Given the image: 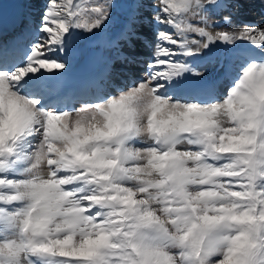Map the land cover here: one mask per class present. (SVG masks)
Here are the masks:
<instances>
[{"label": "snow or ice", "instance_id": "obj_1", "mask_svg": "<svg viewBox=\"0 0 264 264\" xmlns=\"http://www.w3.org/2000/svg\"><path fill=\"white\" fill-rule=\"evenodd\" d=\"M159 4L0 13V264H264V28L215 30L239 0Z\"/></svg>", "mask_w": 264, "mask_h": 264}, {"label": "bare ground", "instance_id": "obj_2", "mask_svg": "<svg viewBox=\"0 0 264 264\" xmlns=\"http://www.w3.org/2000/svg\"><path fill=\"white\" fill-rule=\"evenodd\" d=\"M239 2L241 4V6L243 8L246 7V9H243L242 7H240L237 10L236 13H238L242 9V10H244V11L246 10L248 13L254 15L256 9L259 7V5L256 4L257 6L255 5V8H256L255 11L253 13H251L250 10L247 7V6H250V5H248V0H239ZM47 3L48 2H46V0L35 2L34 4H30L29 0H0V13H2V22L3 23H8L9 25H11L15 21L22 20V19L26 18L29 21L33 22V23H38L37 19L40 17L42 10H43V8L45 7V5ZM117 3H118V0H117ZM261 3H262V5H264V2L261 1ZM159 6H155V9L157 7H159ZM152 8H154V7H152ZM118 9L116 10V15L114 16L113 23H112V25L110 26V29H109L110 33H113V34L119 30V28L123 24V21L125 20V19L122 20L121 16L118 17V15L121 14V12H122V9H119V10ZM259 10L264 11V8H259ZM148 12H150V10L146 11V14H148ZM258 14L261 17H263L262 14H261V11H259ZM258 14L256 13L255 15H258ZM36 15H39V16H36ZM250 17H251V15H250ZM151 21H152V18H151ZM243 21H245L246 23L252 22L249 19V17H248L247 20L243 19ZM144 22H146V20ZM152 28H153V26L150 29H148L147 31L145 30V32H144L145 34L139 32V39H136V40L133 41V46L134 47L133 48H128L127 46H124L123 51L125 53L129 54V55L137 56V57L141 58V60H145V57L150 56V53L153 50V49L150 50L151 47H149V43L152 42L153 44H155V42H156V34H155L156 32ZM242 28L243 27H241V30H242ZM233 31H237V32L240 31V27L234 26ZM141 34H143V35H141ZM136 47H138L139 50H141L140 47H143L144 50L139 52L136 49ZM136 52L138 54H136ZM105 55L111 56V55H113V53L106 52ZM119 65H121V64H119ZM121 67H122V65L119 66V67L117 66L115 68L116 71H119V69H121ZM132 68H133V66L131 68H129L128 70L131 71V70H133ZM53 71H56V70H53ZM82 73H83V60L77 62V64L73 68L74 76L80 77L82 75ZM220 91L224 92L225 88L222 87L220 89Z\"/></svg>", "mask_w": 264, "mask_h": 264}, {"label": "rangeland", "instance_id": "obj_3", "mask_svg": "<svg viewBox=\"0 0 264 264\" xmlns=\"http://www.w3.org/2000/svg\"><path fill=\"white\" fill-rule=\"evenodd\" d=\"M39 2V1H42V0H29V2H30V4H34L35 2ZM44 1V0H43ZM251 1V2H250ZM257 1V2H256ZM261 1L262 0H248V5H250V6H247L248 7V9L250 10V12L251 13H253L254 11H255V5L257 4V5H259V7L256 9V11H255V14L257 13L258 14V12L259 11H261V10H259V8H264V5H262V3H261ZM46 2H49V0H46ZM57 2H59V0H57ZM121 2V0H118V3H120ZM253 2V3H252ZM148 3H150L151 4V6L152 7H154L155 8V6H159L160 4H159V0H148ZM256 5V6H257ZM160 7V6H159ZM159 7H157L156 9H159ZM242 7V6H241ZM243 8V7H242ZM120 9V8H119ZM118 9V10H119ZM243 9H246V7H244ZM248 10V11H249ZM263 10V9H262ZM246 11V10H245ZM244 10L243 11H239L240 13H237L236 14V17H233V19H232V23L230 24V25H224L223 23H222V17H223V15L222 16H216V17H214V20L215 21H220V26H218L215 30L216 31H229V32H231V31H233V28H234V26H237V27H240V31H241V27H243V25H245V24H249V23H242L243 22V19H248V17H249V19L252 21V22H250V23H253V22H255V21H257L258 19L257 18H261V16L259 15H252V14H250V13H248L247 11L245 12ZM122 12H123V10H122ZM232 12H234V11H232ZM237 12V10H235V13ZM146 13V12H145ZM154 15H155V13L154 12H152L151 10H150V12H148V14L147 15H145L146 17H147V19L148 18H152V19H154ZM250 15H251V17H250ZM36 16H39V15H36ZM119 16H121V19L122 20H124L125 19V16H124V13H122V15H118V17ZM238 16V17H237ZM244 16V18L243 19H240V18H242ZM263 16V15H262ZM37 19V18H36ZM147 19H145L146 20V22H143L141 25H139V28H138V33L140 32V33H143V34H145L144 32H145V30L147 31L148 29H150V27L152 26V25H154V23L152 22V24H149L148 23V21L149 20H147ZM240 19V20H239ZM37 20H39V18L37 19ZM144 20V21H145ZM124 22V21H123ZM245 22V21H244ZM254 25H256V23H253ZM151 25V26H150ZM259 27H261V28H264V19L260 22V24H259ZM152 30V29H151ZM143 34H141V35H143ZM239 43H247V42H242V41H238ZM237 42V43H238ZM144 43V42H143ZM136 49L138 50V51H140L139 50V48L138 47H136ZM140 49H142V50H144L143 49V47H140ZM136 54H138L137 52H136ZM82 61V60H81ZM120 64V62L119 61H117L116 62V66H115V68L118 66H121V65H119ZM134 67H137V66H135L134 65ZM120 70V69H119ZM63 71V70H62ZM141 68L139 69V67L137 68V69H133L132 70V73H135V74H140L141 73ZM118 73H120V71H118L117 72V74ZM120 76V75H119ZM116 79H117V82H119V77H118V75H116ZM77 108H79L80 106L79 105H77L76 106Z\"/></svg>", "mask_w": 264, "mask_h": 264}]
</instances>
